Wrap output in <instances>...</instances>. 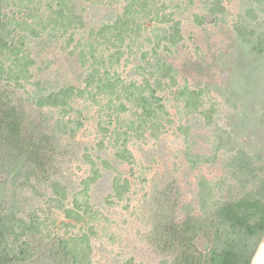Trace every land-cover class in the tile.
<instances>
[{"label":"rangeland","instance_id":"374dc122","mask_svg":"<svg viewBox=\"0 0 264 264\" xmlns=\"http://www.w3.org/2000/svg\"><path fill=\"white\" fill-rule=\"evenodd\" d=\"M125 1L105 3L109 9L121 10ZM164 2L158 21L151 14L155 11L150 10L152 0H143L145 7L149 3L147 12L136 16L139 26L136 24L124 36L122 44L111 40L108 50L94 45L93 57L104 50L105 60L101 63L92 58L100 74L88 89L87 98L76 100L73 111L42 110L53 117L52 122H69L68 130H75L73 136L64 134L59 124L60 142L70 144L74 152L63 158L57 177L67 194L72 195L73 189L85 190L78 198L83 196L81 205L89 207L87 212L75 208L78 217L85 215L78 223L57 208L43 204L42 209L47 210L43 229L47 226L52 234L58 233L69 241L87 232L86 246L70 241L81 253L84 251L87 264H175L178 254L188 255L182 263L206 264L205 256L215 236L211 213L220 204L232 202L255 187L252 183L239 187L230 176L229 160L238 148L254 157L255 179L264 182V92L254 97L241 93L234 78L244 48L254 46L259 39L264 41V0ZM176 24L178 36L171 30ZM58 34L39 46L34 42L28 45L34 63L29 67V82L22 80L23 86L18 88V95L25 100L32 82L38 79L46 88L73 85L84 89L83 80L91 70L81 68L75 59L83 49L88 30H80L74 38ZM243 39L249 44L241 45ZM115 43L121 44L118 55H114ZM152 49L164 70L156 72L155 68L154 76L145 81V72L135 66L141 54L151 53ZM247 55L251 62H264V56L250 52ZM88 57L87 64L91 61ZM163 71L170 75L168 82L157 86ZM98 79L103 82L97 84ZM134 82L147 88L144 95H149L148 107L155 110L153 118H148L135 101L140 94L126 103L123 100L124 108L119 107L116 98L129 95L127 86ZM106 83L108 87L116 86V90H106ZM167 83L171 88L165 86ZM131 90L135 93V89ZM28 99L26 104L35 111ZM72 120L79 121V127ZM124 131L126 137L118 136ZM124 139L125 148L120 146ZM98 155L101 160L96 159ZM96 160L99 175L105 173L110 180L105 182L101 177L97 187L91 183L83 188V181L93 177L90 161ZM102 160L108 166L101 167ZM23 197L27 212V205L41 201L29 194ZM65 206L74 207L70 201ZM157 222L177 225L178 231L188 223L185 229L190 234L195 231V238L191 243L184 242V236L174 238L169 245L177 234L166 235L164 229L160 234L161 228L156 235ZM63 223L70 226L64 227ZM223 241L221 235L218 244ZM263 242L264 233L257 250Z\"/></svg>","mask_w":264,"mask_h":264},{"label":"trees","instance_id":"16d2710c","mask_svg":"<svg viewBox=\"0 0 264 264\" xmlns=\"http://www.w3.org/2000/svg\"><path fill=\"white\" fill-rule=\"evenodd\" d=\"M106 1L0 0V264H87L84 251L81 253V249L76 244L70 243L73 240V243L78 242L86 246L87 232L84 231L80 238L77 235L69 241L58 233L52 234L47 226L43 229V214L47 211L42 209L43 204H47L49 208H57L67 218L74 219L78 223L82 222L85 215L78 217L75 208L79 210L84 208L86 212L89 208L86 204L81 205L83 196L78 198L85 193V190L76 192V189H73L72 195L67 194L57 177L63 165V158L74 152L70 144L62 145L60 142L59 124L62 123L64 134L73 136L75 130H68L69 122H63L60 119L52 122L53 117H50L48 113L67 108L73 111L76 100L87 98L88 89L93 86L94 78L98 77L97 74H100V69L92 62V58L99 59L102 63L106 56V51L100 50L99 54L93 57L94 45L108 50L110 47L106 46L112 43L111 40L122 44L125 41L124 36L131 33L136 24L137 27L139 26L136 23V16L147 12L146 8L149 6L147 3L145 7L143 0H126L122 9L117 10L109 9ZM164 4V0H152L150 10L156 11L151 13L154 20H158V11ZM83 29L88 30V35L84 39L85 44L78 53L75 63L81 68L88 67L91 70L83 80L84 89L73 85L46 88L45 84L38 79L32 82L33 85L26 100L19 96L18 88L23 86L20 82L28 81L29 67L34 63L30 59L31 51L28 45L34 42V46H39L40 42L52 41L55 35H59L58 33L64 37L69 35L74 38ZM171 30L178 36L177 24L171 27ZM250 34L254 32L251 31ZM78 40L81 41V39ZM116 43L117 51L114 55L120 54L118 49L121 44ZM246 44H249L248 40L243 39L241 45ZM86 48L87 50L84 51ZM244 49L243 55L238 57L239 68L237 66L234 75L238 86L236 88L240 89L241 93L254 97L255 93L264 92L262 88L264 62H251L252 59L247 54L250 52L260 57L264 56V41L259 39L254 46ZM152 51L142 53L138 60L139 65L135 66L138 71L145 72L143 76L145 81L154 76L155 68L156 72L163 69L156 52L153 49ZM88 56H91L89 64H87L90 60ZM109 57L113 58V55L109 54ZM259 70L260 72H257ZM168 76H170L169 73L163 71L157 80V86L166 84ZM98 81L97 84L103 82L100 79ZM108 86L110 84L106 83V90L111 88L112 91L116 90V86ZM165 86L171 88L170 83ZM131 89H135L136 94L132 93ZM146 89L145 86L131 83L127 86L129 95H119L116 98L119 107L123 109L132 96L136 97L135 95L140 94L141 96L138 99L135 98V101L143 108L148 118H153L155 110L152 111L148 107L149 95H144ZM152 90L155 91V89ZM28 98L34 105L35 111L26 104ZM110 102L113 103L114 100ZM44 109L48 113L42 112ZM71 122L75 123V127H79V121ZM102 130L106 132L105 129ZM120 135L126 137L127 132L124 131L118 136ZM124 142L126 139L120 146L124 147L126 144ZM101 146L102 143L99 147ZM125 152L128 151L125 150ZM116 156L122 158L121 153H117ZM96 159L101 160L102 157L98 155ZM97 160L90 161V172L93 177L83 181V188H87L91 183L96 184L97 187L99 184L97 181L101 177L105 182L110 180L105 173L99 175L100 166ZM100 165L108 166L103 160ZM228 167L231 168L230 176L239 187L250 183L255 187L250 191L242 192V195L232 202L220 204L211 213L214 216L212 228L215 236L212 238L214 244L209 254L205 256L206 264H250L264 233V182L255 179L254 157L245 149L238 148L231 155ZM48 192L50 195L47 196ZM116 192L119 194L118 191ZM28 194L41 201L35 205H27L29 209L27 212L24 211L25 197L23 196ZM66 201L72 202L73 209L65 206ZM160 223L157 222L154 233L162 228L160 234L163 229L166 235L177 234L169 245L173 243L174 238L179 239L184 236L186 241H183L189 243L195 238V231L190 234L185 229L188 223L181 226L180 231L177 230V225ZM63 226L67 227L70 224L63 223ZM221 235L224 236V241L218 244ZM185 257L188 260V255H176L175 264H192L191 262L182 263L181 260L183 261Z\"/></svg>","mask_w":264,"mask_h":264},{"label":"crops","instance_id":"0c3cea01","mask_svg":"<svg viewBox=\"0 0 264 264\" xmlns=\"http://www.w3.org/2000/svg\"><path fill=\"white\" fill-rule=\"evenodd\" d=\"M250 264H264V242L256 251Z\"/></svg>","mask_w":264,"mask_h":264}]
</instances>
